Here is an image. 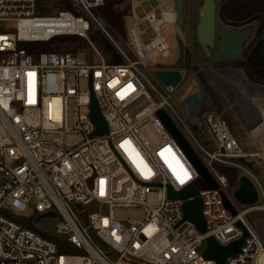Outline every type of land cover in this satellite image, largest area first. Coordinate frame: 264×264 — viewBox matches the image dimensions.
Listing matches in <instances>:
<instances>
[{
    "label": "built area",
    "instance_id": "built-area-1",
    "mask_svg": "<svg viewBox=\"0 0 264 264\" xmlns=\"http://www.w3.org/2000/svg\"><path fill=\"white\" fill-rule=\"evenodd\" d=\"M104 3L0 0V264H217L203 256L206 239L228 245L243 234L237 222L247 236L225 264H264L262 238L228 193L225 175L213 169L214 164L237 169L263 196L255 174L237 162L253 154L243 149L202 84L198 106L181 101L186 123L172 109L166 94L171 88L155 76L159 86H153L140 68L145 52L168 54L160 26L174 23L175 13L164 11L158 21L147 16L156 36L142 47L134 35L138 59H131L98 17ZM92 27L121 62L109 63L97 51L89 37ZM60 36L83 39L99 59L88 56L85 47L36 54L19 47ZM92 97L107 124L101 135H94ZM159 110L218 184L197 186L205 233L182 221L183 201L168 195L169 188L178 192L199 175L157 116ZM2 211L30 217L53 213L46 218H58L51 235L57 241Z\"/></svg>",
    "mask_w": 264,
    "mask_h": 264
},
{
    "label": "water",
    "instance_id": "water-1",
    "mask_svg": "<svg viewBox=\"0 0 264 264\" xmlns=\"http://www.w3.org/2000/svg\"><path fill=\"white\" fill-rule=\"evenodd\" d=\"M174 1V10H175V17H176V24L179 29L183 28V21H184V0H173ZM225 3H223L219 9V17L222 22V26L216 27V14H215V3L212 0L205 2L199 8V21L196 25V38L199 46L201 47L202 52L204 55L209 58V60L214 64L219 63H235L241 61L243 58V51L244 45L248 41L250 30L243 29L239 31H231L229 29L230 26H244L253 19L257 17V15L241 21V22H231L226 20L222 14V8ZM97 16V14H95ZM264 17V16H263ZM105 30L110 35V37L115 41L118 42L119 38L117 34L107 25L103 24ZM264 37V29L261 38L257 41V43L252 47L249 51L247 58H246V66H245V73L239 67H230L226 69L234 70L240 73H244L245 77L249 76L252 79H259L255 77L249 71V60L253 53V51L259 46L260 42ZM216 39V40H215ZM176 41L178 46V56L175 62L172 64L171 68H163V67H156L153 70L154 76L160 81V83L167 88H175L177 87L180 82L183 80V73L181 72L180 68L184 65L185 59V47L184 42L181 37L176 34ZM209 71L218 74L224 78V80H228V78L223 76V68L220 67H209ZM264 81V79H261ZM200 82L206 91L207 95L209 96L210 100L214 104V106L219 110V104L216 101L215 95L209 86L200 79ZM229 82V80H228ZM253 85H257L260 87H264V85L251 82ZM181 101L186 104L188 107L193 108L200 104L199 95L196 92H192L182 97ZM264 113V111H263ZM157 116L165 126V128L169 131L173 139L177 142L183 153L186 155L190 163L193 165L195 170L197 171L199 177L195 183H190L181 189L178 192H173L170 188L168 189V195L170 198L173 199H180L183 201L182 204V214L183 218L182 221H189L199 230L201 233H205L206 231V223L205 219L202 215V201L198 195L197 186H204L209 189H216L218 188V184L216 183L215 179L208 171V169L204 166L201 162L199 157L195 154L192 150L188 142L185 138L181 135L178 129L175 127L171 119L168 115L159 110L157 112ZM91 120L96 125V130L94 135H101L107 132V124L104 121L99 107L94 99L91 98V113H90ZM235 135V134H234ZM236 137V135H235ZM237 138V137H236ZM238 140V138H237ZM239 142V140H238ZM240 143V142H239ZM241 144V143H240ZM238 163L246 166L249 168L255 176L258 178L261 187L264 188V177L260 172L259 168L257 167L256 162L252 158H241L237 160ZM232 196L234 200L242 205V206H253L255 205L259 199V190L258 187L254 184V182L246 175L241 174L237 180V187L232 192ZM223 201L225 207L233 214H236V210L230 204L228 199L223 195ZM46 216H53V213H46L37 215L35 218V222H38L40 219ZM181 221V222H182ZM236 225L240 227L243 231V234L237 240L229 243L228 245L221 246L219 245L213 237H208L206 239V249L203 252V256L206 259H211L217 262V264H225V261L228 257L236 255L240 247L247 236L246 230L243 228L240 222H237Z\"/></svg>",
    "mask_w": 264,
    "mask_h": 264
},
{
    "label": "rangeland",
    "instance_id": "rangeland-1",
    "mask_svg": "<svg viewBox=\"0 0 264 264\" xmlns=\"http://www.w3.org/2000/svg\"><path fill=\"white\" fill-rule=\"evenodd\" d=\"M114 2L116 3L115 8L118 9L123 8L127 4L129 5L128 14L123 17V31L119 35L118 44L131 59L137 58L134 52L135 46L132 41L134 35L138 38V41L142 47L149 45L156 36V32L154 30V22H150L147 19V16L149 14H153L154 21H158L161 18L162 12L164 11L175 13L173 0H114ZM200 4L201 0H184L183 28H178L176 20L174 23L165 22L160 26V30L167 33L164 41L168 45V54L166 56H162L161 54L156 53L155 50H149L145 52L146 58L140 65L141 70L152 83V85L158 87L159 83L158 80L154 77L153 70L158 66L163 68L172 67V64L175 62L178 56L176 34L181 37L185 47V59L184 65L180 69L183 72L184 77L177 87L171 88V90H167L166 94L169 95L171 106L175 114L183 119L186 123L188 122L185 120L181 102L183 93H185V91H187L188 87L190 86L191 91L200 89V79L203 80L209 86V88L213 90L214 84L211 81L213 72L209 71L208 68L210 66L218 67L217 65H213L209 58H207L203 54L197 42L196 25L199 20L196 11ZM92 31H94L93 27ZM91 41L93 42L94 47L97 49V51L105 57L102 52V41L99 38H97V41H93L92 39ZM19 47L24 48L25 44H19ZM84 47L87 49L86 53L88 54V56H92V59L94 61H97L99 59L95 51L86 43ZM200 68L202 70H200ZM244 118L245 115H241V119L244 120ZM234 127L236 129V132L240 136H242L240 126L235 125ZM193 134L198 142H200L204 146L206 145V142H204L196 133L193 132ZM242 147L246 152L250 154H256V156L252 158L255 162V159H264V150H258L257 152V150L252 148L253 146L245 147L242 145ZM221 166L222 165L214 164L213 169L217 173H220L218 168ZM261 166L262 168H264L263 165ZM237 174L239 176L240 174H242V172L237 170ZM236 187L237 181L234 186L228 185V193L232 194ZM261 188L264 193V188ZM258 190L260 193V199L255 205L242 206L239 204V207L241 208V210L246 211L245 217L247 221L257 231L264 242V209H258L264 206V195L262 196L260 188H258ZM88 210H94V206L90 205L88 207ZM1 214L20 223L24 227L33 229L34 231L42 235H54L55 226L58 222V218L46 217L40 219L38 222H35L36 215L30 217L26 213L13 214L2 211Z\"/></svg>",
    "mask_w": 264,
    "mask_h": 264
},
{
    "label": "trees",
    "instance_id": "trees-1",
    "mask_svg": "<svg viewBox=\"0 0 264 264\" xmlns=\"http://www.w3.org/2000/svg\"><path fill=\"white\" fill-rule=\"evenodd\" d=\"M124 1V0H122ZM116 3L114 0H105L104 5L98 10V17L100 21L109 26L118 36L123 31V17L128 14L129 5H125L123 8H115ZM264 14V0H233L224 9V15L227 19L231 20H243L254 14ZM263 28L261 25L260 31ZM97 36V37H96ZM89 37L93 41H97L99 38L102 41V52L109 63L121 62L120 57L116 53L115 49L107 38L98 30L92 29L89 32ZM85 41L76 36H60L52 39L49 42H32L26 43L25 49L30 53H39L43 51H73L76 48L84 47ZM244 64H239L238 67H243ZM249 71L255 77L259 78L260 82L264 83L261 79H264V40L261 45L253 52L249 61ZM220 174L227 177L228 185L234 186L238 180L237 170L231 167L221 166L218 168ZM49 239L57 241V239L51 235H45ZM60 251H63L60 248ZM65 251V250H64ZM70 253H78L76 250H69Z\"/></svg>",
    "mask_w": 264,
    "mask_h": 264
},
{
    "label": "crops",
    "instance_id": "crops-1",
    "mask_svg": "<svg viewBox=\"0 0 264 264\" xmlns=\"http://www.w3.org/2000/svg\"><path fill=\"white\" fill-rule=\"evenodd\" d=\"M218 67L223 68V76L229 80L228 82L222 76L212 74L211 81L214 84V89L211 90L219 104V110L223 113L233 133L243 146H253L252 148L257 152L258 150H264V87L253 85L250 81L262 85L264 83L258 82L249 76L245 77V70L241 67L239 68L244 72L243 74L226 69L233 66ZM200 70L202 69L200 68ZM198 90L191 91L190 86L182 96ZM241 115H245L244 120L241 119ZM235 125L240 126L242 136L236 132ZM255 160L257 167L259 165L258 168L264 176V168L261 166L264 167V159Z\"/></svg>",
    "mask_w": 264,
    "mask_h": 264
},
{
    "label": "flooded vegetation",
    "instance_id": "flooded-vegetation-1",
    "mask_svg": "<svg viewBox=\"0 0 264 264\" xmlns=\"http://www.w3.org/2000/svg\"><path fill=\"white\" fill-rule=\"evenodd\" d=\"M209 0H201V4L200 6L197 8V17H198V20H199V8L205 3V2H208ZM214 3H215V14H216V27L218 26H222V22H221V19L219 17V9L221 7V5L223 3L224 6L222 8V14H223V17L228 20V21H231V22H241V21H244V20H247L255 15H257V17L255 19H253L252 21H250L249 23H247L246 25L244 26H241V27H238V26H230L229 29L231 31H239V30H243V29H249L250 30V34H249V38H248V41L246 42V44L244 45V51H243V58L241 61H238V62H235V63H219V64H214L212 63L213 65H217V66H225V65H229V66H233V67H237L240 63L241 64H244L243 65V69L245 70V66H246V58H247V55L249 53V51L252 49V47L257 43V41L261 38L262 36V33H263V29H264V14H254L252 16H249L243 20H231V19H227L224 15V9L227 7V5H229L233 0H212ZM263 23V28L261 29L260 31V28H261V25ZM216 40V39H215ZM264 40V37L262 39V41ZM262 41L260 42L259 46L261 45ZM258 46V47H259ZM257 47V48H258ZM201 48V47H200ZM256 48V49H257ZM255 49V50H256ZM254 50V51H255ZM253 51V52H254ZM204 54V53H203ZM253 54V53H252ZM252 56V55H251ZM251 59V57H250ZM250 61V60H249ZM248 66H249V63H248ZM256 80V79H255ZM256 81L260 82L259 79H257ZM260 84V83H259Z\"/></svg>",
    "mask_w": 264,
    "mask_h": 264
},
{
    "label": "bare ground",
    "instance_id": "bare-ground-1",
    "mask_svg": "<svg viewBox=\"0 0 264 264\" xmlns=\"http://www.w3.org/2000/svg\"><path fill=\"white\" fill-rule=\"evenodd\" d=\"M169 16H170V18H171V20H172V18H173V14L171 13ZM165 33H166V32H165ZM166 34H167V33H166ZM254 156H256V154H253V157H254ZM258 209H264V206H263V207H260V208H258Z\"/></svg>",
    "mask_w": 264,
    "mask_h": 264
},
{
    "label": "snow or ice",
    "instance_id": "snow-or-ice-1",
    "mask_svg": "<svg viewBox=\"0 0 264 264\" xmlns=\"http://www.w3.org/2000/svg\"><path fill=\"white\" fill-rule=\"evenodd\" d=\"M181 182H183V181H181Z\"/></svg>",
    "mask_w": 264,
    "mask_h": 264
}]
</instances>
